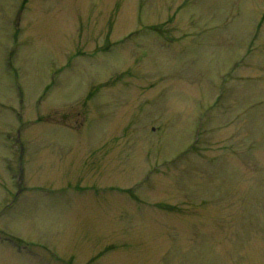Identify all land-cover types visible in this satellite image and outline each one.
Returning <instances> with one entry per match:
<instances>
[{"label":"rangeland","instance_id":"1","mask_svg":"<svg viewBox=\"0 0 264 264\" xmlns=\"http://www.w3.org/2000/svg\"><path fill=\"white\" fill-rule=\"evenodd\" d=\"M0 264H264V0H0Z\"/></svg>","mask_w":264,"mask_h":264}]
</instances>
